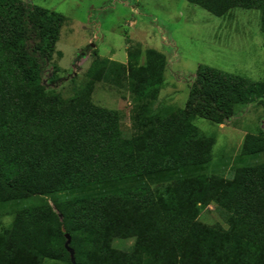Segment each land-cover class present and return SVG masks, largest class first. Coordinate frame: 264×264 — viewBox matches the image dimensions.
Returning a JSON list of instances; mask_svg holds the SVG:
<instances>
[{
	"label": "trees",
	"instance_id": "16d2710c",
	"mask_svg": "<svg viewBox=\"0 0 264 264\" xmlns=\"http://www.w3.org/2000/svg\"><path fill=\"white\" fill-rule=\"evenodd\" d=\"M188 2L216 17L258 10L264 33V0ZM64 22L55 10L0 0V205L97 192L16 211L0 231V264H72L67 235L76 264H264V163L204 173L215 139L193 123L223 125L239 107L264 103V83L200 66L184 108L155 106L166 58L148 49L141 64L137 47L127 63L95 52L86 81L63 98L46 91L43 73ZM98 81L149 100L138 134L125 137L117 112L92 102ZM263 152L264 136L246 137L243 156ZM212 204L224 225L199 220Z\"/></svg>",
	"mask_w": 264,
	"mask_h": 264
},
{
	"label": "rangeland",
	"instance_id": "374dc122",
	"mask_svg": "<svg viewBox=\"0 0 264 264\" xmlns=\"http://www.w3.org/2000/svg\"><path fill=\"white\" fill-rule=\"evenodd\" d=\"M22 1L55 10L65 18L56 52L43 73L46 91L63 98L71 97L75 88L86 81L95 52L101 58L127 63L128 50L137 47L142 52L141 64L146 62L148 49L157 50L166 58L163 85L155 106L184 108L200 66L264 83V33L258 10L236 8L216 17L188 0ZM92 102L115 110L122 134L131 137L140 131L139 105L149 100L136 101L126 88L98 81ZM193 123L199 131L215 139L214 158L204 166V173L229 177L237 168L264 163V152L253 156L241 153L247 136H264V103L239 107L235 116L223 125L203 118ZM162 181L166 178L146 179L144 183L154 185ZM124 187L122 184L118 188ZM96 192L71 191L0 205V231L9 227L18 210L54 205ZM199 220L209 226L224 225L214 204L202 212ZM115 246L131 250L133 241L117 240Z\"/></svg>",
	"mask_w": 264,
	"mask_h": 264
},
{
	"label": "water",
	"instance_id": "95a60500",
	"mask_svg": "<svg viewBox=\"0 0 264 264\" xmlns=\"http://www.w3.org/2000/svg\"><path fill=\"white\" fill-rule=\"evenodd\" d=\"M70 241H71L70 236L67 235V243H66V247H67V249H68L69 252H70L71 260H72V264H76V263H75V258H74V251H73L71 248H69Z\"/></svg>",
	"mask_w": 264,
	"mask_h": 264
}]
</instances>
